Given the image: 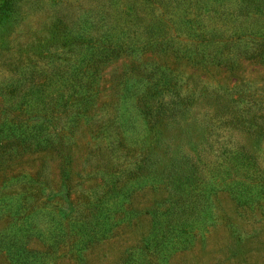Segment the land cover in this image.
Instances as JSON below:
<instances>
[{
	"label": "rangeland",
	"instance_id": "374dc122",
	"mask_svg": "<svg viewBox=\"0 0 264 264\" xmlns=\"http://www.w3.org/2000/svg\"><path fill=\"white\" fill-rule=\"evenodd\" d=\"M106 5L0 0V238L36 260L3 242L0 264H264V61L243 52L258 38L238 39L232 69L200 64V49L121 53L85 79L82 29ZM211 15L178 42L227 39L230 21ZM146 67L178 79L180 96L157 97L144 80L140 91ZM11 125L30 134L2 138ZM182 163L196 178L185 191L157 174L189 172Z\"/></svg>",
	"mask_w": 264,
	"mask_h": 264
},
{
	"label": "trees",
	"instance_id": "16d2710c",
	"mask_svg": "<svg viewBox=\"0 0 264 264\" xmlns=\"http://www.w3.org/2000/svg\"><path fill=\"white\" fill-rule=\"evenodd\" d=\"M102 2L107 5L101 7L97 15V21H92L93 23H89L87 29H82V32L84 31L90 35L89 38L84 37V35L81 36L83 40L89 43L87 53H90L88 60L80 67V77L82 76L85 79L89 78L88 75L94 78L96 75L95 68H98L100 64L109 60V58L118 56L121 53H166L170 51L177 54H188L195 53V50L200 49V54H198L200 64L216 62L217 65H226L232 69L234 64L232 53H236V43L239 42L238 39L243 37L253 42L258 38L255 41V46L246 48L243 52L255 53L252 58L264 61V0H102ZM238 4L245 11L230 15L228 9ZM202 9L206 10L202 12ZM193 10L197 12L198 20H191L189 17ZM211 11L212 15L206 16L207 20L230 21L233 31L227 39H223L221 34L214 31L219 39L208 40L204 45L200 43L190 48L184 47L178 42V31L187 32L194 36L200 34L202 29L198 27L201 25L202 20H205L203 15H207ZM165 15L168 17H164ZM131 26H135L139 30L130 33L128 28ZM225 51L230 53L228 57L222 56L221 53ZM84 66H88L85 72H83ZM90 70L93 71L89 73ZM145 71L147 75L139 81L140 91L147 87L145 81L152 85L154 95L157 97L169 94L170 97L178 98L180 96L181 85L175 83V81H179L178 79L152 67H146ZM136 90H138L137 83L128 84V81L126 82L124 91L127 94L130 92L133 94ZM166 105L169 107V103H166ZM156 113H158V116L163 114V112L159 113L158 111ZM38 129L40 128L37 127L36 129L35 126H32V131ZM1 134L4 139L20 141L30 133L26 134L22 129V125H11ZM182 165L190 171H183L179 174L178 164L168 169H162L157 173L158 177L161 179H165L166 176L171 177L172 180H176L177 188H182L185 191L187 188L193 187V183L195 185L196 178L194 177V169H190L183 163ZM58 191L59 196L65 198L70 208L71 203L67 199L66 185L62 184ZM179 191L181 190L179 189ZM184 203H186L185 200ZM173 210L174 208H171L168 211L169 215ZM160 219L155 223V225H158L157 231L161 229ZM4 237L0 238V243L8 244L6 248L10 257L21 261L28 260L29 263L32 262V259L35 260V258H28L29 254L23 249L24 246L20 245L19 238L4 241ZM151 237L148 241L151 240Z\"/></svg>",
	"mask_w": 264,
	"mask_h": 264
}]
</instances>
